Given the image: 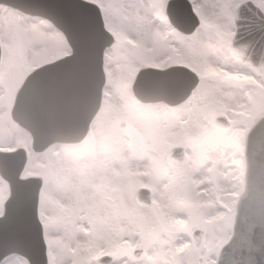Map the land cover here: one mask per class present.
Listing matches in <instances>:
<instances>
[{
    "label": "snow or ice",
    "instance_id": "1",
    "mask_svg": "<svg viewBox=\"0 0 264 264\" xmlns=\"http://www.w3.org/2000/svg\"><path fill=\"white\" fill-rule=\"evenodd\" d=\"M0 264H264V0H0Z\"/></svg>",
    "mask_w": 264,
    "mask_h": 264
}]
</instances>
